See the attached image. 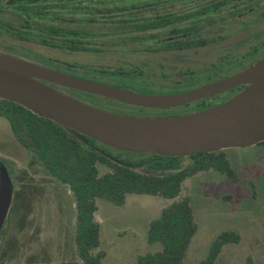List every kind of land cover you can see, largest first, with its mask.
<instances>
[{
  "label": "flooded vegetation",
  "instance_id": "1",
  "mask_svg": "<svg viewBox=\"0 0 264 264\" xmlns=\"http://www.w3.org/2000/svg\"><path fill=\"white\" fill-rule=\"evenodd\" d=\"M0 51L177 92L264 58V0H0ZM18 248L3 244L0 264Z\"/></svg>",
  "mask_w": 264,
  "mask_h": 264
},
{
  "label": "rangeland",
  "instance_id": "2",
  "mask_svg": "<svg viewBox=\"0 0 264 264\" xmlns=\"http://www.w3.org/2000/svg\"><path fill=\"white\" fill-rule=\"evenodd\" d=\"M94 79L149 92L162 90L144 87L138 80L100 76ZM74 96L84 99L76 93ZM221 98L217 95L212 101ZM84 100L104 107L98 99ZM191 107L182 104L154 108L129 105L124 110L116 107L112 110L158 115L185 112ZM261 146L255 143L223 148L235 169L234 177L208 169L184 178L179 196H190L197 230L181 264H199L210 242L225 229L234 230L239 239L225 243L214 264H264V150ZM121 155L134 156L126 152ZM0 159L12 180L11 203L0 234V248L10 238H19V248L9 253L7 263L84 264L75 251V209L70 189L31 160V151L15 139L3 115H0ZM186 162L188 158L183 160ZM98 168L100 172L106 169L102 164H98ZM170 201L171 198L161 195L134 192H128L122 204L96 197L94 215L100 223L97 249L105 253L101 264H133L138 253L160 249L159 241H146V230L150 219Z\"/></svg>",
  "mask_w": 264,
  "mask_h": 264
},
{
  "label": "water",
  "instance_id": "3",
  "mask_svg": "<svg viewBox=\"0 0 264 264\" xmlns=\"http://www.w3.org/2000/svg\"><path fill=\"white\" fill-rule=\"evenodd\" d=\"M58 84L147 107L177 106L243 86L199 109L139 115L93 104L62 90ZM0 97L58 122L107 155L84 135L117 149L161 155L244 147L264 139V58L195 87L160 93L56 70L0 51ZM11 195V178L0 166V227Z\"/></svg>",
  "mask_w": 264,
  "mask_h": 264
},
{
  "label": "trees",
  "instance_id": "4",
  "mask_svg": "<svg viewBox=\"0 0 264 264\" xmlns=\"http://www.w3.org/2000/svg\"><path fill=\"white\" fill-rule=\"evenodd\" d=\"M57 86L84 99H98L104 107L111 109L124 110L129 105L145 107L68 86ZM242 86L231 88L224 96H229ZM213 103L199 98L182 105H192L191 110H194ZM0 115L9 121L15 139L31 151V160L70 189L75 209V251L84 264H101L105 254L97 249L100 244V223L94 215L96 197H103L114 204L124 203L128 192L171 198L160 213L150 219L146 230V241H159L161 248L138 253L133 264H181L197 230L190 196H179L182 181L199 170L215 169L228 177L235 175V169L223 149L189 155H161L117 149L84 135L88 141L109 153L107 155L76 137L58 122L16 101L0 97ZM256 144L264 146V139ZM112 150L118 152L113 153ZM120 152L134 156L122 157ZM185 158H188V162L183 163ZM0 162L3 161L0 159ZM98 164L106 169L100 172ZM238 239V233L232 229L220 231L210 242L199 264H214L222 246Z\"/></svg>",
  "mask_w": 264,
  "mask_h": 264
},
{
  "label": "crops",
  "instance_id": "5",
  "mask_svg": "<svg viewBox=\"0 0 264 264\" xmlns=\"http://www.w3.org/2000/svg\"><path fill=\"white\" fill-rule=\"evenodd\" d=\"M261 148L264 150V146H261ZM262 158H263V161H264V152H263Z\"/></svg>",
  "mask_w": 264,
  "mask_h": 264
}]
</instances>
